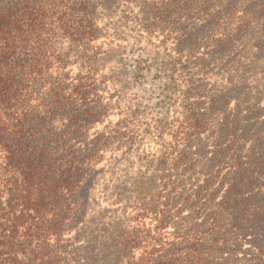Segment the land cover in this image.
I'll use <instances>...</instances> for the list:
<instances>
[{
	"label": "trees",
	"instance_id": "trees-1",
	"mask_svg": "<svg viewBox=\"0 0 264 264\" xmlns=\"http://www.w3.org/2000/svg\"><path fill=\"white\" fill-rule=\"evenodd\" d=\"M157 3L150 6L175 26L177 15L216 7L213 0ZM94 6L0 0V264H264V90L253 92L241 72L261 54L264 68V0H245L237 23L233 16L231 32L254 31L256 52L237 61L233 88L243 97L221 93L215 150L198 146L210 108H184L162 169L150 177L159 183L144 187L110 232H83L112 147L105 72L89 55L99 40ZM189 39L184 46L194 47Z\"/></svg>",
	"mask_w": 264,
	"mask_h": 264
},
{
	"label": "rangeland",
	"instance_id": "rangeland-1",
	"mask_svg": "<svg viewBox=\"0 0 264 264\" xmlns=\"http://www.w3.org/2000/svg\"><path fill=\"white\" fill-rule=\"evenodd\" d=\"M244 1L231 0L235 2V13L231 14L226 10L229 0L220 4L213 0L216 7L211 11L196 9L192 14L177 15L179 23L175 26L153 10V0H94L99 40L89 55L97 64L95 68L105 72L103 106L109 117L104 125L112 147L99 170L83 232H110L124 222L123 214L139 203L144 187L159 183L150 177L162 169L159 158L169 139L177 135L181 121L177 116L184 108H210L205 131L200 132L204 146H198L204 153L215 150L214 135L220 132V114L226 106L221 93L243 97L233 88L239 75L237 61L247 50L256 52L254 31L237 38L231 32L236 28L233 16L237 23L241 15L238 8ZM187 38H195L197 44L184 46ZM222 40L233 43L222 47ZM73 57L78 69L80 56L75 53ZM254 57L257 62L241 70L246 72L253 92L256 88L264 90V68L259 69L263 54ZM243 62L249 65L251 60ZM216 97L220 99L214 101ZM235 100L236 96L229 98L231 107ZM120 135V139L124 135L132 139L118 147ZM197 138L196 134L192 140Z\"/></svg>",
	"mask_w": 264,
	"mask_h": 264
}]
</instances>
